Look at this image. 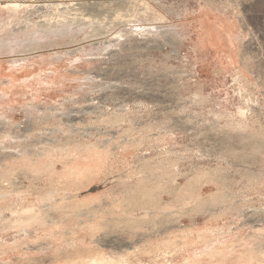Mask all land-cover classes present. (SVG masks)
I'll list each match as a JSON object with an SVG mask.
<instances>
[{"label": "rangeland", "instance_id": "374dc122", "mask_svg": "<svg viewBox=\"0 0 264 264\" xmlns=\"http://www.w3.org/2000/svg\"><path fill=\"white\" fill-rule=\"evenodd\" d=\"M0 264H264V0H0Z\"/></svg>", "mask_w": 264, "mask_h": 264}]
</instances>
